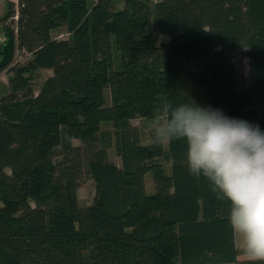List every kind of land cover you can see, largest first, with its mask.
Masks as SVG:
<instances>
[{
    "label": "trees",
    "instance_id": "16d2710c",
    "mask_svg": "<svg viewBox=\"0 0 264 264\" xmlns=\"http://www.w3.org/2000/svg\"><path fill=\"white\" fill-rule=\"evenodd\" d=\"M2 21L0 71L12 77L0 99V264H248L227 202L189 175L183 143L145 144L132 121L192 99L264 132L251 111L264 101V0H18ZM62 28L67 39L54 36ZM16 51L30 59L12 65ZM41 69L52 75L35 95ZM87 178L95 195L80 206Z\"/></svg>",
    "mask_w": 264,
    "mask_h": 264
},
{
    "label": "clouds",
    "instance_id": "9594fccd",
    "mask_svg": "<svg viewBox=\"0 0 264 264\" xmlns=\"http://www.w3.org/2000/svg\"><path fill=\"white\" fill-rule=\"evenodd\" d=\"M156 148L182 142L189 175L203 178L220 201L239 238V255L248 264H264V132L259 125L226 116L190 99L161 102L147 119Z\"/></svg>",
    "mask_w": 264,
    "mask_h": 264
},
{
    "label": "rangeland",
    "instance_id": "374dc122",
    "mask_svg": "<svg viewBox=\"0 0 264 264\" xmlns=\"http://www.w3.org/2000/svg\"><path fill=\"white\" fill-rule=\"evenodd\" d=\"M117 6V9H122L125 7V2L126 0H114ZM151 3L155 4L161 0H150ZM11 4L14 5V9L18 10V0H0V19H2L8 12L9 7ZM4 25H10V22L7 21L6 24ZM54 36L57 39H67L69 34L66 31L65 28H62L60 30H57L54 33ZM158 42H166L169 40V37L165 35H158ZM8 43V37L5 29H0V45L1 47L4 48V46ZM30 59V55L22 53L20 51H16L13 63L12 65L16 64H25L28 60ZM234 63L239 75V82L240 86L244 89H247L248 91H253V84H252V68H251V62L250 59H248L245 56L242 55H237L234 59ZM187 66L190 67L191 69H197L199 67V62L197 61H187ZM52 75V71L50 70H45L41 69L37 71L33 81H32V86L33 90L35 92V95L38 94L39 89L41 88L43 82ZM12 75L8 72V70L0 71V99L3 96H6L10 93L11 91V86H10V78ZM107 100L110 103V92L107 91ZM251 111L254 113V120L255 121H260L264 115V101L261 99H253L251 103ZM133 125L137 126L140 131H141V136L143 143L147 144L150 140V135L146 131V123L147 120L144 119H135L132 121ZM104 130H110L113 131L112 124H104L103 125ZM72 143L75 146H78L81 144L79 140H72ZM166 150H168V146L165 147ZM109 156H110V161L117 164L121 165V159L117 156L115 152V148L112 147L109 150ZM167 170L170 172V165H167ZM146 182H147V192L149 194H153L155 192V187L153 183V178L152 175L149 173L146 176ZM95 195V182L91 178H87L83 181L81 184V187L78 190V200L80 206H86L92 203V200ZM236 245L238 248H240V243H239V238L236 236ZM240 259H245L242 256H239Z\"/></svg>",
    "mask_w": 264,
    "mask_h": 264
},
{
    "label": "flooded vegetation",
    "instance_id": "af4514ba",
    "mask_svg": "<svg viewBox=\"0 0 264 264\" xmlns=\"http://www.w3.org/2000/svg\"><path fill=\"white\" fill-rule=\"evenodd\" d=\"M4 18V17H3ZM3 18L2 19H0V29H3L4 30V25H3ZM3 48V47H2ZM1 58H2V51H1V56H0V60H1Z\"/></svg>",
    "mask_w": 264,
    "mask_h": 264
},
{
    "label": "water",
    "instance_id": "95a60500",
    "mask_svg": "<svg viewBox=\"0 0 264 264\" xmlns=\"http://www.w3.org/2000/svg\"><path fill=\"white\" fill-rule=\"evenodd\" d=\"M1 51H2V47H1V45H0V56H1Z\"/></svg>",
    "mask_w": 264,
    "mask_h": 264
}]
</instances>
